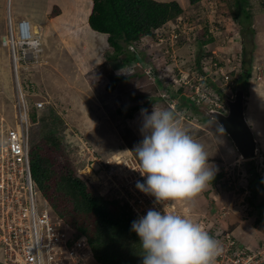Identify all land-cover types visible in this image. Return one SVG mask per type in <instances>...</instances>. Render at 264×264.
Returning <instances> with one entry per match:
<instances>
[{
    "label": "rangeland",
    "instance_id": "obj_1",
    "mask_svg": "<svg viewBox=\"0 0 264 264\" xmlns=\"http://www.w3.org/2000/svg\"><path fill=\"white\" fill-rule=\"evenodd\" d=\"M178 1L184 11L172 20L173 23L168 22L163 29L155 30L165 31L163 35H166L167 31L175 29L180 33L178 40L172 42L162 37L161 42L154 33V36H146L140 44L143 51L139 53L154 63L156 75L145 71L152 66L142 67L128 80L118 82L113 91L106 87L108 74H125V67L116 65L117 61L107 57L113 53V48L108 46L107 34L93 29L88 22L92 0H54L48 18L40 19L44 14L37 17L36 11L27 14L41 26L43 50L39 66L26 75L36 85V100L46 101L42 109L32 106L30 143L33 145L54 136L59 142L57 147L51 142L46 144L56 151L58 175L69 168V172L76 173L91 190L106 199H113L114 180L131 178L133 174L127 163L131 159L139 161L134 149L143 140L141 109H147L149 114L154 107L176 111L171 107V101L161 96L166 91L161 88L159 79L176 89L177 83L186 77L185 81L189 80V83L184 82L181 91L190 94L193 85H199L203 91L204 79L199 77L209 74L204 67L211 69L210 75L214 77L215 73L224 72L230 77L232 91L225 86L220 94L219 102L222 103L239 84L245 37L246 58L251 68L249 100H253L247 106V115L263 141L258 143V154L254 158H242L228 134L217 132L219 123L208 119L202 109L207 102L198 107L184 100L185 112L175 113L176 118L194 139L204 145L210 162L219 170L197 197L172 202L186 212H180V215L194 222H204L206 226L208 222H221L222 229H229L243 247L264 249V138L257 125L261 119L264 121V14L260 13L264 10V0H247L251 20L238 10L234 0ZM57 4L63 9L61 15V8L56 14ZM73 7H78L75 13H72ZM26 9L33 10L28 6ZM8 13L13 14L11 9ZM5 15V11L0 12L3 27L0 31L5 28ZM258 20L262 24L260 28ZM85 21L89 26H84ZM125 55L126 52L119 58L124 60ZM178 75L176 84L165 78L174 79ZM16 89L9 49L0 40V140H3L2 130L14 125L17 119ZM34 102L33 99L31 104ZM131 104L141 107L131 118H122L117 109Z\"/></svg>",
    "mask_w": 264,
    "mask_h": 264
},
{
    "label": "built area",
    "instance_id": "obj_2",
    "mask_svg": "<svg viewBox=\"0 0 264 264\" xmlns=\"http://www.w3.org/2000/svg\"><path fill=\"white\" fill-rule=\"evenodd\" d=\"M9 10V8H8ZM158 34L159 40H178L180 33L173 29ZM3 44L9 48L16 74L17 87V119L14 125H8L2 130L3 140H0V245L3 249V264H82L84 254L81 242L69 239L70 235L64 229L63 221L53 215L46 202L39 200L40 193L37 182L32 176L30 158V97H35L36 85L27 79L25 70H30L40 62L42 41L33 30L30 19L16 20L11 13L7 17V32L3 37ZM173 46L174 44H172ZM133 48V47H132ZM142 65V64H140ZM203 69V67H202ZM206 73L203 91L199 85H193L195 97L198 94L209 97L218 108H225L224 102L220 103L219 90L225 86L232 91L230 77L223 73L210 75V70L204 67ZM153 73V66L147 70ZM217 72V71H215ZM200 75V74H198ZM183 77L181 81H185ZM180 81V82H181ZM26 85V87H25ZM192 86V85H191ZM219 89V90H218ZM233 93L230 94L233 97ZM33 104L37 109L46 106L44 99L36 100ZM128 170L133 174L131 178L120 177V189L128 191L134 183L133 192L137 191L139 201L143 206L137 207L139 215H145L150 208L172 213L167 204H159L155 198L141 192L137 182L143 183L146 177L141 174L142 167L139 161L132 160L127 163ZM129 175H132V174ZM132 190V188H131ZM141 195H140V194ZM175 214V213H174ZM2 218V219H1ZM206 231L216 238L222 247V253L216 257L215 264H264V249L245 246L235 239L229 229L222 227L212 228L201 225Z\"/></svg>",
    "mask_w": 264,
    "mask_h": 264
},
{
    "label": "clouds",
    "instance_id": "obj_3",
    "mask_svg": "<svg viewBox=\"0 0 264 264\" xmlns=\"http://www.w3.org/2000/svg\"><path fill=\"white\" fill-rule=\"evenodd\" d=\"M60 8L61 7H59V10ZM58 13L59 12L56 14ZM31 22L33 30L36 31L42 41L41 31L37 29L38 26L35 25L32 20ZM168 22H172V20H169ZM166 23L161 26L162 29L166 26ZM178 26L179 25H177V27ZM155 30L150 36H154L155 33L157 36L156 38H159L158 34H160V32H165ZM6 32L2 35L1 42L3 41ZM145 38L146 37H143L142 39L128 45V50L136 54L137 59L130 64H124L125 75L138 73V71H141L140 68H145L148 65L153 66L154 68V72L150 74L156 75L157 70L154 67V63H150V60H143V57L140 56L141 54L139 53L140 50H142L140 49V44L144 42ZM41 47L43 50L42 44ZM148 56H150V54H148ZM39 64L40 62L30 70L39 66ZM11 66L13 77L16 79L12 57ZM30 70H25V72ZM145 71L147 72V69H145ZM178 81L179 75L173 79V84H176ZM183 83L184 82L177 83L178 89L180 86L184 87ZM237 88L234 90L233 97L235 96ZM16 91L18 90L16 89ZM165 91L166 92L162 93L161 96L171 101V107L176 110L175 113L179 114L181 109L178 106V99L175 97L172 98V96L168 94L166 88ZM222 91L223 90L218 91L219 96ZM191 94L192 92H190V94H184L186 98H189L187 102L192 103L193 106L199 105L198 107H200L201 103L207 102L206 107H202V109L208 119L212 120L215 119L210 118L206 109L214 108L227 113L228 105L226 98H233L230 95H226L222 101L225 104V108L222 109L218 108L214 103H210V101L201 94H198L195 97H193L194 94ZM36 98V96L29 98L31 107L33 106L31 101ZM34 108L37 109L36 107ZM175 113L168 109H157L154 107L149 114L147 109H141V115L143 117V140L134 149L142 167L141 174L146 177L145 181L144 177L142 178L143 183L138 181L136 187L141 192L154 197L157 204L164 201L172 213L150 208L145 215L140 216L137 207L143 206V203H140L137 191L133 192V188L135 187L134 183L129 186V189L126 192L120 189V184L118 183L121 181L120 178L114 180L115 195L112 198L117 199L121 205H127L131 208L132 213L137 218L131 224V231L136 233L139 237V243L143 253L141 256L142 264H215L216 257L222 253L220 242L201 227V225L206 226L204 222H194L193 220L180 215V212H184V214H186V212L172 201H190L197 197L214 180L219 169L218 166L210 162L208 152L205 150L204 145L194 139L193 136L181 126ZM217 132L224 135L226 129L222 124H219ZM254 132L255 136H257V132L255 130ZM31 135L32 133H30V141ZM257 137L259 143L260 137L259 135ZM39 190L41 193V198L38 195L39 200L46 202L44 205L52 210L53 215H57L63 221L64 229L68 231L70 235L69 239H71L73 245L74 242H81L80 248L85 258L82 264H102L95 258L94 251L87 236L77 228L71 226L62 216L55 212L40 187ZM207 225L212 228L222 227L221 222H208Z\"/></svg>",
    "mask_w": 264,
    "mask_h": 264
},
{
    "label": "trees",
    "instance_id": "obj_4",
    "mask_svg": "<svg viewBox=\"0 0 264 264\" xmlns=\"http://www.w3.org/2000/svg\"><path fill=\"white\" fill-rule=\"evenodd\" d=\"M92 10L89 15L91 27L107 34L108 43L113 53L107 56L120 65L130 64L137 59L136 54L128 50V45L153 34L169 20L177 18L184 8L178 0H92ZM201 0H190L196 3ZM234 5L244 12L251 20L252 14L247 0H234ZM56 8V13L59 7ZM253 25V24H252ZM253 29V27H252ZM246 35V32L243 31ZM204 42V41H202ZM246 39L243 40L242 70L239 84L234 87L245 89L249 95L251 68L248 66ZM124 60L119 58L125 53ZM142 56V55H141ZM143 57V56H142ZM150 58V56L148 57ZM200 56L198 60H200ZM143 60H147L143 57ZM148 61V60H147ZM199 62V61H198ZM202 68V65H200ZM134 74H108L106 84L108 91H113L118 82L128 80ZM173 81V78L165 77ZM161 88H166L168 94L178 99V106L185 112L184 100H189L180 88L174 89L159 79ZM195 94V92L193 91ZM199 106V105H197ZM141 106L131 104L118 108L122 118H131ZM52 133L53 131H49ZM52 139V140H51ZM56 141H55V140ZM58 140L52 136L31 145L30 158L34 179L43 194L48 198L52 209L62 216L71 226L77 228L89 239L95 258L102 264H142V249L139 237L131 231V224L137 218L127 205H121L117 199H106L91 190L88 184L76 173L69 172L58 175L55 167V149ZM59 143V142H58ZM252 170V169H250ZM263 183V181H261ZM264 186V183H263ZM61 191V192H60Z\"/></svg>",
    "mask_w": 264,
    "mask_h": 264
},
{
    "label": "water",
    "instance_id": "obj_5",
    "mask_svg": "<svg viewBox=\"0 0 264 264\" xmlns=\"http://www.w3.org/2000/svg\"><path fill=\"white\" fill-rule=\"evenodd\" d=\"M245 89L238 87L233 98H226L228 112L214 108L206 109L210 118L226 129L243 158H253L258 153V140L246 115Z\"/></svg>",
    "mask_w": 264,
    "mask_h": 264
},
{
    "label": "crops",
    "instance_id": "obj_6",
    "mask_svg": "<svg viewBox=\"0 0 264 264\" xmlns=\"http://www.w3.org/2000/svg\"><path fill=\"white\" fill-rule=\"evenodd\" d=\"M59 0H57V2H58ZM71 2V1H70ZM54 4V0H52V2L50 1V0H0V12H3V11H5V13H6V15H7V13H8V7H9V10L11 9V11H12V13H13V17L15 18V19H17V20H20V19H22V18H29V19H31L32 21H33V23H34V21L35 20H33V17H30V16H28L29 14H33L35 11L36 12H38V13H35V15L38 17V14H40V15H42V14H44L40 19H43L44 17L45 18H48V14L52 11V6H50V4ZM29 7V9L30 8H32L33 10H27L26 9V7ZM51 7V8H50ZM5 9V10H4ZM30 11V12H29ZM62 12H63V9L61 8V13H60V15L62 14ZM260 13H263L264 14V10H262ZM28 14V15H27ZM5 15V17H6V23H5V28H4V31H0V40H1V38H2V35L6 32V29H7V17H8V15L6 16ZM258 15V14H257ZM3 17V21H4V15L2 16ZM1 18V17H0ZM73 21H75V20H73ZM259 21V20H258ZM35 25H37L36 23H34ZM74 24L76 25L77 23L76 22H74ZM78 25V24H77ZM261 21H259V28L261 27ZM38 26V28L39 27H41L40 25H37ZM80 26V25H79ZM84 26H89V24H88V22L87 21H85L84 22ZM0 30H3V27L1 26V21H0ZM85 32V31H84ZM88 32H90V31H88ZM94 35V34H93ZM107 36V35H106ZM107 42H108V40H107ZM108 46H110V44L108 43ZM111 47V46H110ZM116 65H119V66H121L120 65V63L119 62H117V64ZM263 82H264V77H263ZM258 84H261L260 86H262V83H258ZM257 88V87H256ZM255 89H253V91H254ZM252 91V92H253ZM252 96H253V93H252ZM254 97V96H253ZM249 98H250V96L249 95H247V97H246V115H247V110H248V108H247V106H248V104H250V103H252L253 102V100H252V102H250V100H249ZM247 118H248V120H249V122L251 123V125L253 124V121H250V119H249V115H247ZM262 121V122H261ZM261 121H258V123H257V125H258V130L260 131V133H262L263 134V138H264V128H263V123H264V121L261 119ZM257 122V121H256ZM252 127L253 128H255L254 127V125H252ZM255 130V129H254ZM260 139V141H261V138H259ZM261 142H263V141H261ZM3 257H4V253H3V250H2V248H1V245H0V264H3L2 263V261H3Z\"/></svg>",
    "mask_w": 264,
    "mask_h": 264
},
{
    "label": "bare ground",
    "instance_id": "obj_7",
    "mask_svg": "<svg viewBox=\"0 0 264 264\" xmlns=\"http://www.w3.org/2000/svg\"><path fill=\"white\" fill-rule=\"evenodd\" d=\"M67 1H72V2H75L76 0H67ZM63 5V4H62ZM63 7L65 8V5H63ZM76 8H78V7H73V12L72 13H75V10H76ZM70 11H71V6H70ZM68 13V12H67ZM37 29L39 30V28L37 27ZM254 119H256V116H255V118Z\"/></svg>",
    "mask_w": 264,
    "mask_h": 264
}]
</instances>
